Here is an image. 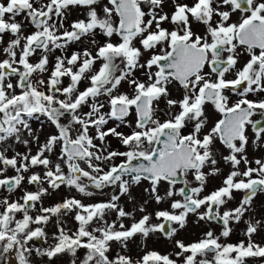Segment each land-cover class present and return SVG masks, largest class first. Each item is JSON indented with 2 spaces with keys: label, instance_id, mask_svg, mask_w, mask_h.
<instances>
[{
  "label": "snow or ice",
  "instance_id": "1",
  "mask_svg": "<svg viewBox=\"0 0 264 264\" xmlns=\"http://www.w3.org/2000/svg\"><path fill=\"white\" fill-rule=\"evenodd\" d=\"M0 193V264H264V0H0Z\"/></svg>",
  "mask_w": 264,
  "mask_h": 264
},
{
  "label": "rangeland",
  "instance_id": "2",
  "mask_svg": "<svg viewBox=\"0 0 264 264\" xmlns=\"http://www.w3.org/2000/svg\"><path fill=\"white\" fill-rule=\"evenodd\" d=\"M115 147V145H113ZM117 146V145H116ZM123 150V149H121ZM12 174V173H10ZM219 182V181H218ZM216 181V179H212L211 182H210V186L211 184H214V183H218ZM29 189H33L34 186H30V185H26ZM7 193H0V195H6ZM21 193L17 192L16 195H19ZM236 195V194H235ZM13 198H15V196H13ZM50 199H58V197L56 196H53L52 198H46L45 199V204L47 205L49 202H50ZM214 229H218V226L214 225L213 226ZM236 233H237V228L235 229L233 235L230 237L229 241L228 242H236ZM186 240H190L192 238H194V235H198V230H194V229H189L188 232L186 233H182L181 234ZM149 247H156L157 250L161 251L162 253L165 252V251H170L171 249L170 248H167L164 244H161L159 246H156V245H152L151 242H149ZM136 251H141L140 249H135ZM39 259V258H38ZM11 264H15V260L12 259L11 261ZM59 264V262H58Z\"/></svg>",
  "mask_w": 264,
  "mask_h": 264
},
{
  "label": "flooded vegetation",
  "instance_id": "3",
  "mask_svg": "<svg viewBox=\"0 0 264 264\" xmlns=\"http://www.w3.org/2000/svg\"><path fill=\"white\" fill-rule=\"evenodd\" d=\"M239 18V13H237L236 15L233 16V21H236L237 19ZM8 39V36H5V40ZM244 62V61H242ZM228 78H234L233 76L229 75ZM228 95L231 96V99L232 101L234 102L235 99L237 97L233 96L230 92L229 93H226ZM206 108H207V111H208V114L211 116L212 119H219L220 118V114L219 113H216L215 112V109L214 107L209 103L208 105H206ZM260 117L257 116V117H254V119H259ZM251 135V133H249ZM113 145H117V142L115 140L112 141ZM259 154V153H258ZM218 182V180H216ZM219 183V182H218ZM241 194L240 193H236V196L239 197ZM256 204L257 206H264V196H260L258 197V199L256 200ZM243 228V225H241L240 227L237 228V233H236V242L239 240V239H242L243 237L240 236V230ZM262 235H264V233H262ZM257 240L260 239L259 236L256 237Z\"/></svg>",
  "mask_w": 264,
  "mask_h": 264
}]
</instances>
